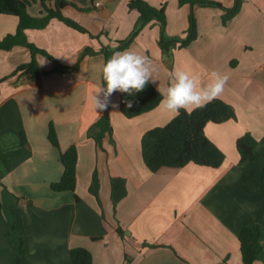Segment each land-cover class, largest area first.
<instances>
[{
  "label": "crops",
  "instance_id": "obj_1",
  "mask_svg": "<svg viewBox=\"0 0 264 264\" xmlns=\"http://www.w3.org/2000/svg\"><path fill=\"white\" fill-rule=\"evenodd\" d=\"M146 1L164 5L169 35H184L191 12L198 30L197 38L175 47L171 58L159 44L155 22L126 48L153 61L157 72L151 83L157 89L168 87L177 70L195 73L202 84L210 82L212 71L229 76L219 98L234 107L237 118L205 125L207 137L225 154L223 163L150 171L141 138L174 115L158 105L127 118L118 91L109 98L112 136L100 148L87 130L103 112L94 109L90 96L99 85L106 87L104 54L85 55L71 72L51 71V60L37 55L41 75L31 80L14 74L30 60L29 48L0 49V264H71L69 251L77 246L91 252L92 264H243L239 234L245 226L256 233L260 251L254 262L264 264V0H242L226 22L217 7ZM216 1L226 7L235 3ZM67 2L63 13L87 32L56 18L44 28L26 30L29 42L64 65H74L86 47L115 46L139 15L127 0ZM28 10L38 15L41 5L31 2ZM18 23L16 15L0 13V40L15 33ZM50 122L59 148L49 141ZM246 132L257 143L253 155L241 160L236 140ZM72 144L78 153L75 191H55L50 185L63 172L60 151ZM94 170L99 199L89 190ZM111 177L126 180L127 194L116 211ZM21 241L24 252L17 262Z\"/></svg>",
  "mask_w": 264,
  "mask_h": 264
},
{
  "label": "trees",
  "instance_id": "obj_2",
  "mask_svg": "<svg viewBox=\"0 0 264 264\" xmlns=\"http://www.w3.org/2000/svg\"><path fill=\"white\" fill-rule=\"evenodd\" d=\"M178 1L179 4H189L190 6L220 8L224 10V22L239 12L242 3V0H235L232 7H226L216 0ZM31 2H38L41 5L38 15H32L29 12L28 7ZM67 4V0H0V13L14 14L19 18L16 32L8 34L0 40V49L9 50L15 45H25L31 52L30 60L19 64L14 74L25 75L31 80L39 78L41 71L38 68L37 55L49 58L52 62L51 71L58 72H71L77 69L82 58L87 54L102 53L106 62L114 51H122L129 47L143 27L151 22H155L159 26V44L169 58L172 57V51L175 47L187 46L198 36L197 24L192 12L189 14V26L184 35H169L166 31L167 21L164 5L155 7L146 0H127L128 8L135 9L139 13L129 35L124 39L118 40L115 46L102 45L97 50L86 47L74 65H64L45 49L29 42L26 30L44 28L52 19L56 18L72 28L87 32L84 26L63 13V8ZM161 99L162 97L157 88L151 82L146 85L142 92L134 93L131 96L119 92L120 110L127 118L152 110L160 104ZM128 101H132L131 107H128ZM109 107L110 103L87 130V135L92 137L100 148L102 147L103 139L107 136H112ZM236 118L234 107L221 98L214 99L203 108L193 110L191 114L181 109L179 116H174L165 125L153 127L143 134L141 138L143 161L152 172L162 167H182L189 162L203 166L218 167L223 163L225 154L207 137L205 125L208 122L221 123ZM48 138L52 145L59 148V140L52 122L49 124ZM256 143V138L250 132L244 133L236 140V147L241 155V160L253 155ZM77 154L75 144L70 145L64 151H60L59 158L63 166V172L57 181L51 183V189L55 191H75ZM110 186L113 211H116L117 203L127 194L126 180L123 177H111ZM260 189L264 195V183ZM89 190L99 199V176L97 170L93 172ZM116 231L121 237L125 236L124 230L120 225L117 226ZM239 242L243 264H253L260 251L255 246L256 233L254 228L250 226L243 227L239 234ZM143 244L149 245V243L145 242ZM23 252L21 241L17 262ZM69 256L71 264H92V254L85 247L77 246L71 248Z\"/></svg>",
  "mask_w": 264,
  "mask_h": 264
},
{
  "label": "clouds",
  "instance_id": "obj_3",
  "mask_svg": "<svg viewBox=\"0 0 264 264\" xmlns=\"http://www.w3.org/2000/svg\"><path fill=\"white\" fill-rule=\"evenodd\" d=\"M156 72L157 67L146 55L132 49L114 51L102 68L106 87L99 85L90 96L94 109L105 110L109 105V98L117 91L129 96L142 92L149 82H155ZM228 80L227 74L212 71L210 82L202 84L195 73L174 71L169 86L157 89L162 97L159 107L174 116H179L181 109L191 114L193 110L203 108L219 98L224 93ZM127 103L128 107L132 106V101Z\"/></svg>",
  "mask_w": 264,
  "mask_h": 264
},
{
  "label": "built area",
  "instance_id": "obj_4",
  "mask_svg": "<svg viewBox=\"0 0 264 264\" xmlns=\"http://www.w3.org/2000/svg\"><path fill=\"white\" fill-rule=\"evenodd\" d=\"M95 5H96V6H100V5H101V1H96V2H95Z\"/></svg>",
  "mask_w": 264,
  "mask_h": 264
}]
</instances>
